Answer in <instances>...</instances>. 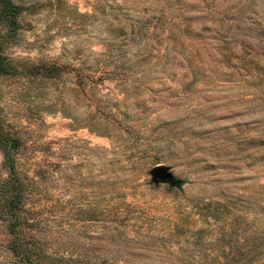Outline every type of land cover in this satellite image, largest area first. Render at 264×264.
<instances>
[{"label":"rangeland","instance_id":"1","mask_svg":"<svg viewBox=\"0 0 264 264\" xmlns=\"http://www.w3.org/2000/svg\"><path fill=\"white\" fill-rule=\"evenodd\" d=\"M10 1L0 203L18 180V227L83 264L221 259L232 228H264V98L224 56L264 24V0ZM163 8L178 25L156 22ZM156 165L177 183L153 181ZM5 216L0 264H37L7 248Z\"/></svg>","mask_w":264,"mask_h":264},{"label":"trees","instance_id":"2","mask_svg":"<svg viewBox=\"0 0 264 264\" xmlns=\"http://www.w3.org/2000/svg\"><path fill=\"white\" fill-rule=\"evenodd\" d=\"M4 2L5 17L9 20L7 22L9 25H17L16 17L22 9L20 5L13 4L10 0H2ZM207 1V0H205ZM154 18L157 23H165L169 21L174 25H178L177 16L172 13H166L165 8H163L159 14ZM262 18H264L262 16ZM149 21V20H148ZM256 22V21H254ZM258 31L256 34L247 36L244 31H241L243 35L247 38L242 40L243 44L241 50L236 56H233L236 52L229 49L228 45L230 42H225V55L227 57V62H231L233 58L235 61L232 63L233 66L240 67L245 71L250 77H255L254 84L258 86V92L255 93L256 96L264 98V65L260 64L258 60L259 56L264 57V24L257 22ZM186 32L191 31V25H186ZM256 30V29H255ZM227 32H225L226 34ZM231 39L229 35H224L223 40L227 41ZM9 69L5 58L0 55V72H7ZM44 74L52 75L55 73L52 67H47L44 69ZM15 139H12L14 141ZM14 185V184H13ZM9 185L4 193V200L0 203V212L5 213L6 216L3 218L7 221L8 231L6 234L7 238V248L11 251L12 255L15 256L17 261L28 262L35 259L37 264H83L84 260L75 259L72 256L66 257L63 255L52 254L45 247H47V242L42 239L35 237V234L29 233L23 229V227H18L20 224H24L27 218L22 216L20 209L23 205V189L24 187L17 180L15 185ZM12 186V187H11ZM258 217H253L254 221ZM26 223V222H25ZM254 223V222H253ZM28 225H31L29 223ZM235 234V235H234ZM239 231L234 228L229 232V237L226 239V247L220 248L222 253L221 259L215 255H207L205 258L207 261H202L196 263L190 261V264H264V228L256 226L249 233L243 235H238ZM210 241V240H209Z\"/></svg>","mask_w":264,"mask_h":264},{"label":"water","instance_id":"3","mask_svg":"<svg viewBox=\"0 0 264 264\" xmlns=\"http://www.w3.org/2000/svg\"><path fill=\"white\" fill-rule=\"evenodd\" d=\"M152 180L153 181H164L168 182L171 185H175L177 183L175 177L168 171V167L163 165H156L152 170Z\"/></svg>","mask_w":264,"mask_h":264}]
</instances>
